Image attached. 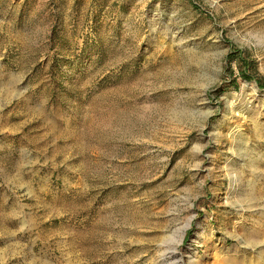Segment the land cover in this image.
I'll use <instances>...</instances> for the list:
<instances>
[{
    "label": "rangeland",
    "instance_id": "obj_1",
    "mask_svg": "<svg viewBox=\"0 0 264 264\" xmlns=\"http://www.w3.org/2000/svg\"><path fill=\"white\" fill-rule=\"evenodd\" d=\"M236 50L264 81V0H0V264H264Z\"/></svg>",
    "mask_w": 264,
    "mask_h": 264
},
{
    "label": "trees",
    "instance_id": "obj_2",
    "mask_svg": "<svg viewBox=\"0 0 264 264\" xmlns=\"http://www.w3.org/2000/svg\"><path fill=\"white\" fill-rule=\"evenodd\" d=\"M228 64H227V68L229 73L232 74V69L230 67V62L234 61L238 70V75L240 77H242L243 79L249 80V79H254L257 86L259 88H263L264 87V81L262 79H260L259 77H256L255 73V63L252 59L249 58L248 55L244 54L241 50H236L231 52L228 55ZM254 73H250L249 72H253ZM225 90V89H224Z\"/></svg>",
    "mask_w": 264,
    "mask_h": 264
},
{
    "label": "bare ground",
    "instance_id": "obj_3",
    "mask_svg": "<svg viewBox=\"0 0 264 264\" xmlns=\"http://www.w3.org/2000/svg\"><path fill=\"white\" fill-rule=\"evenodd\" d=\"M182 228V227H181ZM179 233L178 229H175L169 236L167 237L165 242H172L175 239V236ZM182 235H183V228L181 229V236L179 238V241L182 240ZM178 257V256H176Z\"/></svg>",
    "mask_w": 264,
    "mask_h": 264
}]
</instances>
